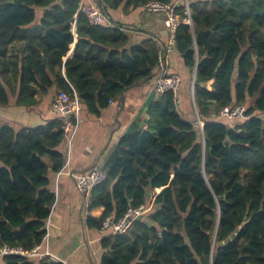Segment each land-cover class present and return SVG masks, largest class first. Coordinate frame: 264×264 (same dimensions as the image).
<instances>
[{
	"label": "trees",
	"instance_id": "obj_1",
	"mask_svg": "<svg viewBox=\"0 0 264 264\" xmlns=\"http://www.w3.org/2000/svg\"><path fill=\"white\" fill-rule=\"evenodd\" d=\"M18 1L0 0V105L9 104L5 86L17 83L21 106L56 86L98 116L154 78L159 50L151 39L132 43L120 28L91 26L78 13L81 0ZM96 1L111 17L153 0ZM155 1L177 6V51L196 69L201 126L182 118L170 92L150 106L147 130L119 142L108 180L92 195L91 210L104 212L87 219L97 230L112 219L101 264H264V0ZM233 105H245L248 119L216 120ZM64 140L58 119L20 130L0 121V248L42 244L55 203L50 173L64 167ZM152 203V212L130 216L113 233L130 210ZM0 259L35 264L18 255Z\"/></svg>",
	"mask_w": 264,
	"mask_h": 264
},
{
	"label": "crops",
	"instance_id": "obj_2",
	"mask_svg": "<svg viewBox=\"0 0 264 264\" xmlns=\"http://www.w3.org/2000/svg\"><path fill=\"white\" fill-rule=\"evenodd\" d=\"M185 1L189 3L192 0ZM83 2L89 4L97 1L83 0ZM111 18L114 23L134 30L130 31L132 43H140L148 39L154 41L155 38L165 44L169 42L164 17L149 14L143 7L130 10L129 14H124L122 9H119L112 13ZM74 49L75 43L70 47L64 62L73 57ZM167 64L168 71L180 76L182 80L181 88L176 96L178 113L187 123L195 126L200 125L199 109L194 95V72L191 73L185 66L178 51L168 56ZM62 74L66 77L65 68L62 70ZM154 79L138 82L126 90L120 99L112 101L102 109L98 116L88 113L81 106L80 124L73 136L65 138L60 148L65 155L64 167L59 173H50V191L55 194V203L51 215L46 221L48 232L46 240L43 242V252L48 251L69 264H101L103 251L100 242L112 230L109 228L97 230L87 227L84 220L82 197L77 192L73 176L84 175L95 164L104 166L107 158L126 136L141 108L149 100H151V106L159 98L153 90ZM16 84L5 86L9 104L0 105V121L3 124L9 125L15 130L36 129L45 127L58 119L52 107L55 97L59 93L56 86L46 94L36 95L34 105L21 106L17 104L18 85ZM212 84L213 81L207 84L209 90H211ZM149 109L146 112L147 123H145L143 131L154 123ZM136 133L134 132V134ZM153 210L152 203L140 216L144 217ZM103 212V207L93 208L90 216L99 218ZM39 260L41 259H35V264H39ZM0 264H4L2 259H0Z\"/></svg>",
	"mask_w": 264,
	"mask_h": 264
},
{
	"label": "built area",
	"instance_id": "obj_3",
	"mask_svg": "<svg viewBox=\"0 0 264 264\" xmlns=\"http://www.w3.org/2000/svg\"><path fill=\"white\" fill-rule=\"evenodd\" d=\"M143 8L149 14L162 15L164 17L165 29L169 35V42L166 44L157 38L154 39V42L156 43V46L159 50V65L154 76L155 79L153 90L158 96L170 92L173 93L174 96H177V93L181 88L182 80L180 76L171 74L168 71L167 64L168 56L177 51L176 36L181 24L177 12V6L153 0L146 3ZM78 13L84 14L89 20V24L91 26L117 27L124 31H134L125 26L120 27L121 25L119 26V24L114 23L112 18L106 12H104L97 3L86 4L83 2V0H81ZM52 107L58 120L62 122L64 137L67 139L70 136H73L80 124L79 115L81 111V104L76 93L71 96L67 92L60 91L55 97ZM247 119V108L245 105L226 106L222 108L216 116V120L243 121ZM73 177L77 192L82 197L84 220L87 225V219L90 217L91 206L93 203V192L99 185L108 180V173L103 169V166L100 164H95L84 175H74ZM144 211L145 208L143 206L134 211L130 210L122 220H120L117 224L112 225L113 233L121 232L130 216H140L144 213ZM111 222V217H108L104 223V229L109 228ZM45 229L47 235V226H45ZM46 235L43 239V242L46 240ZM43 242L41 245L30 251H26L21 247H1L0 258L10 255H18L31 259L49 260L55 263L69 264L67 261L58 258L48 251L43 252Z\"/></svg>",
	"mask_w": 264,
	"mask_h": 264
},
{
	"label": "water",
	"instance_id": "obj_4",
	"mask_svg": "<svg viewBox=\"0 0 264 264\" xmlns=\"http://www.w3.org/2000/svg\"><path fill=\"white\" fill-rule=\"evenodd\" d=\"M187 2V1H186ZM16 5H21L22 2L21 0H19L18 2H13ZM188 4V2H187ZM125 33L127 35H132V33L130 31H125ZM195 80H196V69L194 72V85H195ZM153 97V96H151ZM152 99V98H151ZM150 101L146 102V104L141 108V110L137 113V115L135 116L130 128L128 129L126 136L129 135H133L134 132H138V133H142L143 132V127L145 125V123H147V119H146V112L148 111L149 107H150ZM119 157V150L118 148H116L111 154L110 156L107 158L106 162L104 163L103 169L108 173L109 170L113 167L114 163L116 162V160ZM150 195V194H149ZM139 219H141V216H139ZM149 224H153L152 222H149Z\"/></svg>",
	"mask_w": 264,
	"mask_h": 264
},
{
	"label": "rangeland",
	"instance_id": "obj_5",
	"mask_svg": "<svg viewBox=\"0 0 264 264\" xmlns=\"http://www.w3.org/2000/svg\"><path fill=\"white\" fill-rule=\"evenodd\" d=\"M74 28H75V25L73 26V30H74ZM221 121H224L225 124H228L227 123L228 122L227 120H221ZM198 126H201V125L198 124Z\"/></svg>",
	"mask_w": 264,
	"mask_h": 264
}]
</instances>
